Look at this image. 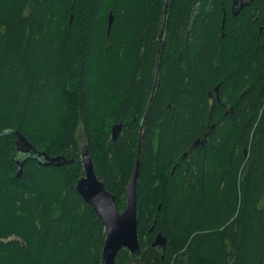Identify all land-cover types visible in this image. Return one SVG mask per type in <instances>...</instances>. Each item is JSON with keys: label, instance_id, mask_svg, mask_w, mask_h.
<instances>
[{"label": "trees", "instance_id": "trees-1", "mask_svg": "<svg viewBox=\"0 0 264 264\" xmlns=\"http://www.w3.org/2000/svg\"><path fill=\"white\" fill-rule=\"evenodd\" d=\"M164 3L0 0V264H100L80 138L121 211L140 134L139 255L115 264H264V0H168L146 109ZM12 131L72 162L16 177Z\"/></svg>", "mask_w": 264, "mask_h": 264}, {"label": "water", "instance_id": "water-1", "mask_svg": "<svg viewBox=\"0 0 264 264\" xmlns=\"http://www.w3.org/2000/svg\"><path fill=\"white\" fill-rule=\"evenodd\" d=\"M168 0H165L164 11L160 23V31L158 35L159 44L156 57V65L153 72V85L149 95L146 109L157 89L158 74L160 71L162 52H163V28L165 24ZM112 12L108 14V30L112 22ZM224 22V17L222 23ZM217 90V87H215ZM143 127V126H141ZM122 123H115L111 127V138L116 139ZM16 135L17 158L15 159L17 172L16 177L22 176V166L27 158L39 159V163L43 166L70 163L72 160H66L61 155L50 156L46 152H39L33 145L18 131H12ZM197 142V141H196ZM141 134L139 136L136 157L133 164L132 173L126 184V203L123 210H119L114 195L105 188L104 181L96 175L92 163L91 155L87 146L81 145L80 154L83 165V174L78 178L75 190L82 199L94 210L101 219L105 238L102 246L100 264H115V258L118 251L127 248L135 257L139 255V239L137 233V192L136 184L139 175V156H140ZM153 246L159 245L164 247L165 237L160 233L154 236Z\"/></svg>", "mask_w": 264, "mask_h": 264}, {"label": "flooded vegetation", "instance_id": "flooded-vegetation-1", "mask_svg": "<svg viewBox=\"0 0 264 264\" xmlns=\"http://www.w3.org/2000/svg\"><path fill=\"white\" fill-rule=\"evenodd\" d=\"M251 0H231L230 3V12L232 15H236L238 11L245 5H248ZM214 98L218 100V89L214 88ZM209 96L211 94L209 93ZM100 179V178H99ZM102 180V179H101Z\"/></svg>", "mask_w": 264, "mask_h": 264}, {"label": "rangeland", "instance_id": "rangeland-1", "mask_svg": "<svg viewBox=\"0 0 264 264\" xmlns=\"http://www.w3.org/2000/svg\"><path fill=\"white\" fill-rule=\"evenodd\" d=\"M80 144H81V145H83V144H84V143H83V140H81V138H80Z\"/></svg>", "mask_w": 264, "mask_h": 264}]
</instances>
